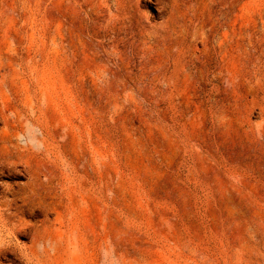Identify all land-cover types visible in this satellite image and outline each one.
Listing matches in <instances>:
<instances>
[{"label":"rangeland","instance_id":"rangeland-1","mask_svg":"<svg viewBox=\"0 0 264 264\" xmlns=\"http://www.w3.org/2000/svg\"><path fill=\"white\" fill-rule=\"evenodd\" d=\"M162 3L0 0V264H264V0Z\"/></svg>","mask_w":264,"mask_h":264},{"label":"bare ground","instance_id":"bare-ground-1","mask_svg":"<svg viewBox=\"0 0 264 264\" xmlns=\"http://www.w3.org/2000/svg\"><path fill=\"white\" fill-rule=\"evenodd\" d=\"M124 2H125V4L127 5V6H129L130 5V3L132 2V0H123ZM155 2L157 3V4H163L162 3V0H155ZM219 3L221 4V6H222V8L220 9V14H221V16L223 15V11H224V8H223V3H224V0H219ZM139 4V3H138ZM13 168V167H12ZM14 174L16 175V176H19V173L15 170L14 171Z\"/></svg>","mask_w":264,"mask_h":264}]
</instances>
